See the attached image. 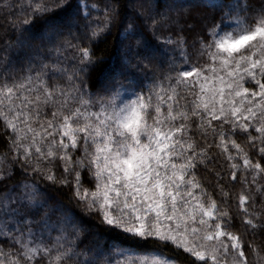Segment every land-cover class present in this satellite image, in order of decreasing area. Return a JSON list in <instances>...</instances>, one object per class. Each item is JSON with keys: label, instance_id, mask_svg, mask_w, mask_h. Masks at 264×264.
<instances>
[{"label": "snow or ice", "instance_id": "1", "mask_svg": "<svg viewBox=\"0 0 264 264\" xmlns=\"http://www.w3.org/2000/svg\"><path fill=\"white\" fill-rule=\"evenodd\" d=\"M0 137V264H264V0H0Z\"/></svg>", "mask_w": 264, "mask_h": 264}, {"label": "trees", "instance_id": "2", "mask_svg": "<svg viewBox=\"0 0 264 264\" xmlns=\"http://www.w3.org/2000/svg\"><path fill=\"white\" fill-rule=\"evenodd\" d=\"M89 2L90 3L91 2H102V0H89ZM111 41H112V37L109 36L108 42L107 43H104V42L99 43L98 49L103 50L104 54L108 55L112 51ZM98 54H100V53L98 52ZM236 139H237L238 143L244 144V142H245V138L242 136H238V137H236ZM5 143H6V141L2 137H0V152H3L4 147H5ZM214 151H216V150L214 149ZM199 174H200L201 178L204 179L206 174L203 172V170H201V172ZM205 183H206V186L209 187V190H211V185H208L207 181H205ZM240 187H241L240 184L237 182L233 191H238L240 189ZM216 198L219 199L218 196ZM77 214L81 215V213H79L78 209H77ZM84 220H85L86 225L90 224V221H88L86 217L84 218ZM168 251H169V254H172L173 250L169 249ZM176 258H177V261L179 262V264H186V262L183 260V256L178 255Z\"/></svg>", "mask_w": 264, "mask_h": 264}]
</instances>
